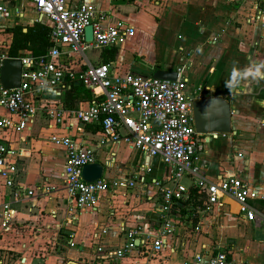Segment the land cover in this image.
I'll return each instance as SVG.
<instances>
[{"label": "crops", "instance_id": "crops-1", "mask_svg": "<svg viewBox=\"0 0 264 264\" xmlns=\"http://www.w3.org/2000/svg\"><path fill=\"white\" fill-rule=\"evenodd\" d=\"M0 2L10 8V16L0 19L2 45L7 47L10 39L6 28L34 22L48 26L30 0ZM67 2L92 5L134 29L117 45L89 49L88 55V50L81 56L68 54L64 63L69 68L109 62L120 73L141 76H149L155 67L178 69L188 91L229 100L231 132L201 134L202 148L193 163L209 180L226 176L243 180L254 195L250 204L264 214V79L249 76L240 78L234 88L228 86L233 69L243 72L253 62L264 61V0ZM60 93L59 86L51 98H59ZM0 113L8 115L2 109ZM51 134L92 146L94 162L103 166L106 180L134 179L133 186L101 194L94 210L78 212L69 223L64 213V149L50 142ZM0 142L17 153L12 186L19 192L17 200L0 178V201H10L13 210L10 223L0 232V250L9 254L7 264H183L195 254L219 249L227 252L229 264H264V228L238 216L236 203L227 196L210 211L189 210L171 217L173 227L159 251L136 248L121 258H98L97 249H116L128 228L143 224L151 230L158 225L149 215L159 206L156 183L168 182V169L158 158H148L125 143L105 142L97 126L67 115L60 126L37 115L22 131L0 130ZM62 225L68 237H62Z\"/></svg>", "mask_w": 264, "mask_h": 264}, {"label": "built area", "instance_id": "built-area-1", "mask_svg": "<svg viewBox=\"0 0 264 264\" xmlns=\"http://www.w3.org/2000/svg\"><path fill=\"white\" fill-rule=\"evenodd\" d=\"M30 2L37 15L48 21L50 45L38 55L26 52L9 57L6 46L0 43V67L4 58L20 61L18 86L5 88L0 83V109L8 113L7 116L0 113V130L22 131L37 115L58 126L63 124L66 115L72 116L81 123L97 126L105 142L125 143L148 158H158L168 169V182L156 183L160 195V209L156 210L158 225L151 230L143 224L128 228L120 246L107 252L98 248L97 251H101L98 258H121L136 248H142L145 253L159 251L173 227L170 204L174 200H186L190 188L203 194V201L188 210L210 211L227 196L236 203L238 216L264 228V214L250 204L254 195L243 180L234 176L209 180L200 175L194 165V155L202 148V140L192 125L189 96L198 94L186 89V78L178 69L173 80L120 73L109 62L85 63L82 68L71 69L64 63L68 54L81 56L89 49L101 50L117 45L123 38L132 36L134 29L89 4L71 6L67 0ZM9 16L10 8L0 2V19ZM88 25L91 39L85 40L84 28ZM3 26L0 24V28ZM64 77L80 82L89 91L91 100L67 110L59 98L52 99L51 95L56 93ZM49 140L64 149V213L69 223L78 212L94 210L101 194L133 186L134 179L123 177L106 180L101 176L92 181L84 180L81 167L95 161L94 148L64 135L51 134ZM16 155L0 142V178L14 200L19 198V192L12 189ZM183 178L189 181L187 185L182 183ZM41 190L46 192V188L41 187ZM25 193L30 194V191ZM12 214L10 201L1 200L0 232L7 228ZM7 259V252L0 250V264H7ZM183 264H229L228 254L223 249L199 253Z\"/></svg>", "mask_w": 264, "mask_h": 264}, {"label": "water", "instance_id": "water-1", "mask_svg": "<svg viewBox=\"0 0 264 264\" xmlns=\"http://www.w3.org/2000/svg\"><path fill=\"white\" fill-rule=\"evenodd\" d=\"M84 39H91V27L84 28ZM20 61L18 58H4L0 67V83L5 88H13L19 84ZM150 76L157 79L173 80L176 76L174 70H166L155 67ZM192 125L194 131L199 134H228L230 127V103L227 98L220 95L189 96ZM103 166L92 162L81 167V177L86 181H92L102 176ZM160 206H158V210ZM150 219H158V213L152 212ZM134 242L137 244L138 239ZM68 264H77L69 261Z\"/></svg>", "mask_w": 264, "mask_h": 264}, {"label": "trees", "instance_id": "trees-1", "mask_svg": "<svg viewBox=\"0 0 264 264\" xmlns=\"http://www.w3.org/2000/svg\"><path fill=\"white\" fill-rule=\"evenodd\" d=\"M48 28V26L40 22H34L31 25L18 24L11 28H6L5 31L10 34V39L6 47L7 56L15 57L20 50H26L33 55L43 53L50 45L47 39ZM60 90V102L63 108L67 110L75 109L76 104L79 102H89L91 100L89 91L77 80H69L67 77H64L60 85ZM202 201L203 194L197 193L194 188H190L189 197L186 200H174L170 204L169 215L172 218L173 216H182L189 211L188 209L190 206L201 204ZM61 227V231L65 232V234L61 236L68 237L67 231L64 230L65 225ZM56 251L61 252L62 249H57ZM7 258H9L8 253Z\"/></svg>", "mask_w": 264, "mask_h": 264}, {"label": "clouds", "instance_id": "clouds-1", "mask_svg": "<svg viewBox=\"0 0 264 264\" xmlns=\"http://www.w3.org/2000/svg\"><path fill=\"white\" fill-rule=\"evenodd\" d=\"M262 68H264V61L259 63L253 62V65L245 69L243 72L233 69L232 77L228 82V86L234 88L239 84L240 78L246 79L249 76L264 79V72L261 71Z\"/></svg>", "mask_w": 264, "mask_h": 264}, {"label": "rangeland", "instance_id": "rangeland-1", "mask_svg": "<svg viewBox=\"0 0 264 264\" xmlns=\"http://www.w3.org/2000/svg\"><path fill=\"white\" fill-rule=\"evenodd\" d=\"M88 53L90 54V50H88V51L86 52V55H88ZM187 182H188L187 179H185V178L182 179V183L187 184ZM70 252H74V251L71 250ZM9 262H10V261H9Z\"/></svg>", "mask_w": 264, "mask_h": 264}]
</instances>
